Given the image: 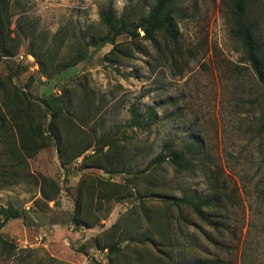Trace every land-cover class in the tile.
<instances>
[{"label": "rangeland", "instance_id": "rangeland-1", "mask_svg": "<svg viewBox=\"0 0 264 264\" xmlns=\"http://www.w3.org/2000/svg\"><path fill=\"white\" fill-rule=\"evenodd\" d=\"M11 1L12 12L17 3L25 7L35 37L44 38L34 45L39 53L47 48L41 60L48 71L76 54L82 59L50 77L41 76L33 55L0 61V106L8 118L0 124V208L22 213L0 229V264H107L102 247L112 240L106 233L112 224L159 238L169 217L177 219L168 196L215 189L224 203L219 231L191 225L185 214L183 233L177 222L171 230L180 244L175 251L161 246L163 253L154 254L148 245L141 256L151 264L160 255L166 259L160 264H170L167 252L172 264H264V97L231 34L230 0H173L176 41L144 39L140 29L139 37L118 36L110 55L109 43L89 45L107 33L100 10L110 0ZM112 2L116 16L126 8L134 24L153 0ZM256 9L264 31V0ZM11 36L15 54L30 41ZM51 93L62 98L61 143L51 139L24 156L16 151L9 109L47 123L50 112L40 100ZM132 105L150 127L130 124ZM167 140L200 150L192 168L179 172L168 158L152 164ZM76 211L81 224L73 220Z\"/></svg>", "mask_w": 264, "mask_h": 264}, {"label": "trees", "instance_id": "trees-1", "mask_svg": "<svg viewBox=\"0 0 264 264\" xmlns=\"http://www.w3.org/2000/svg\"><path fill=\"white\" fill-rule=\"evenodd\" d=\"M262 0H230V17H231V34L241 44L243 59L249 64V67L253 71L258 85L262 89V95L264 97V31L263 23L260 19L261 13L257 11L256 7L261 4ZM173 0H153L152 5L148 11L141 15L136 23H131L132 14L127 11L126 8L123 13L117 17L113 7L112 0L108 5L100 10V17L103 23L107 26V33L99 38L97 41H90L89 45H96L97 48H101L107 43L113 47L110 52L105 55H110L116 46L117 37L122 34H128L131 37H139L140 29L143 31L142 37L147 40H155V36L160 34L166 40L176 41L179 35V30L175 22L173 14ZM15 11L12 12V1L0 0V61L9 63L15 57L16 48L12 47L13 37L11 33H15L17 37L23 36L30 38L29 43L26 45L24 51L27 54L33 55L39 62V71L41 76L50 77L61 73L64 70H68L78 64L81 61L82 56L76 54L72 59L57 64L55 69L48 71L46 65L41 60V55L46 54L47 48L41 53L37 52V48L34 43L40 38L43 42L41 35L35 37L36 28L35 24L29 20L26 8L15 5ZM14 13H18V17L15 20L14 28H11V16ZM27 23V24H26ZM108 56H105L107 58ZM8 79H12V75H7ZM33 77L29 78L28 86L33 81ZM4 87V86H3ZM2 88V84H0ZM24 99L29 100L30 94L26 90L14 85L13 87ZM61 99L55 94H49L41 98V103L45 106L46 110L50 112V120L45 123L40 119L34 120L25 112L19 113L11 111L12 119L16 125L15 138L17 139L16 151L24 156L32 157L40 149L47 147L49 141L52 139L57 145H60L61 138L57 128V121L63 112ZM8 109V104H4ZM131 112L133 116L130 119V124L135 127H150L151 121L148 118L140 114L137 108L132 105ZM264 115V113H263ZM8 118L3 113L0 106V124H3ZM22 120H24L22 122ZM22 123V124H21ZM264 131V123L260 128ZM189 146V145H188ZM187 151L185 149H177L171 140H167L162 145V150L152 160V164H161L167 158L175 165V168L179 172L189 170L194 166L196 155L199 153V149L194 146H189ZM62 165H66V161L62 160ZM43 193L48 197L43 189ZM57 193L50 196L54 197ZM52 199V198H51ZM166 202L170 204V208L174 209L177 213V219L174 220L172 215L168 221L164 223L160 230L164 231V234L159 238H154V233L151 231H144L142 233L135 234L134 227L128 226V224L120 225L118 222L111 225L106 230V233H112V240L103 245V249H107L106 260L107 264H151L141 256V250L147 248L149 245L152 250L157 253H163L161 246L168 247L169 252L175 251L174 248L179 247L176 237H172L171 230L175 229L174 223L177 222V234L183 233V227L181 221L185 220V214L191 218V225H206L220 230L222 225L221 211L224 207L223 197L220 191L215 189L209 194H197L190 193L183 196H168ZM79 206V204L77 203ZM175 215V216H176ZM174 216V214H173ZM22 217V213L13 206L0 208V229L10 220ZM79 212L73 216V220L76 224H81V220L78 218ZM196 222V223H195ZM121 226V227H120ZM118 231V238L115 239V234ZM114 237V239H113ZM0 242L5 243L0 232ZM122 245V243H124ZM168 259L173 261V255L168 252L166 255ZM151 259L154 262H164L166 259L162 255ZM154 262L152 264H154Z\"/></svg>", "mask_w": 264, "mask_h": 264}, {"label": "built area", "instance_id": "built-area-1", "mask_svg": "<svg viewBox=\"0 0 264 264\" xmlns=\"http://www.w3.org/2000/svg\"><path fill=\"white\" fill-rule=\"evenodd\" d=\"M15 59L17 60H24V59H27V60H34L33 56L30 55V54H27L24 49L19 52L18 54L15 55L14 57ZM103 254L105 255V258H106V254H107V249H103ZM106 260V259H105Z\"/></svg>", "mask_w": 264, "mask_h": 264}]
</instances>
